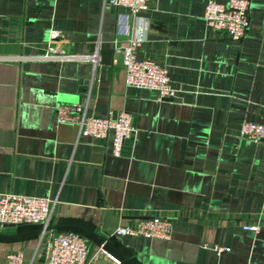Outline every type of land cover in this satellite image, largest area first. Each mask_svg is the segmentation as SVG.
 <instances>
[{"label": "crops", "instance_id": "0c3cea01", "mask_svg": "<svg viewBox=\"0 0 264 264\" xmlns=\"http://www.w3.org/2000/svg\"><path fill=\"white\" fill-rule=\"evenodd\" d=\"M204 1L150 0L128 15L136 56L167 67L174 94L158 99L124 85L107 0H0V192L49 197V224L78 230L90 251L105 210L116 225L169 217L167 238L108 237L119 263L101 255L92 264H264V143L238 135L242 120L264 118V0H249L237 40L204 24ZM50 27L63 48L96 52V64L17 58L42 51ZM59 102L126 110L134 135L113 155L111 132L78 135L55 122ZM253 222L257 230L242 227ZM39 227L0 224V264L11 250L22 264H43Z\"/></svg>", "mask_w": 264, "mask_h": 264}, {"label": "built area", "instance_id": "2783aa9c", "mask_svg": "<svg viewBox=\"0 0 264 264\" xmlns=\"http://www.w3.org/2000/svg\"><path fill=\"white\" fill-rule=\"evenodd\" d=\"M150 0H107L115 9V35L110 39L111 49L119 55L123 68V83L126 86L153 90L160 98L172 97L174 89L169 83L167 67L164 63L145 57H138L135 49L139 39L129 34L128 15L148 8ZM249 0H205L201 18L210 29L224 31L231 40L243 34L248 23ZM123 36V40L119 38ZM62 39L58 28L48 29V38L37 53L18 55L17 58H35L52 61L81 60L95 65L97 53L69 51L57 42ZM54 121L70 122L76 125L78 135L104 137L111 132L110 151L120 155L126 139L133 137L135 127L131 114L123 109L108 110L103 114L86 111L80 102H59L54 105ZM238 135L264 143V118L261 121L242 120ZM51 199L44 195L22 194L12 191L0 192V224L39 223L43 236V264H92L93 259L104 256L115 263L120 259L107 250L103 242L95 249L88 247L85 236L72 228L46 229L50 220ZM244 229L257 230L258 223H244ZM170 233L168 216L152 213L135 218L131 223L116 225L112 234H137L167 238ZM217 252L228 250L227 246L205 244ZM7 264H22L20 250L5 253Z\"/></svg>", "mask_w": 264, "mask_h": 264}, {"label": "water", "instance_id": "95a60500", "mask_svg": "<svg viewBox=\"0 0 264 264\" xmlns=\"http://www.w3.org/2000/svg\"><path fill=\"white\" fill-rule=\"evenodd\" d=\"M118 222V217L116 216H112L110 214V211L109 210H105L104 211V215H103V218H102V221L100 223V226H99V231H90L94 236H96L100 241H102L104 244L110 246V247H113L111 245V243L108 241V237H111L113 238L114 235L112 234V230L114 228V226L117 224ZM4 224H10V223H4ZM73 224H70L68 226H72ZM60 226H64V224H48L45 228L48 229V228H51V229H54V228H58ZM75 226H78V225H75ZM41 229V227H39V230ZM102 232V233H101ZM124 259H126L130 264H134L132 263L131 261H129V259H127L125 256H123Z\"/></svg>", "mask_w": 264, "mask_h": 264}]
</instances>
